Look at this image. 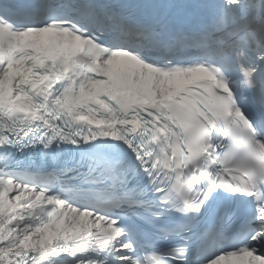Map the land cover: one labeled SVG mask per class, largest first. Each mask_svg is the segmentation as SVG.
Instances as JSON below:
<instances>
[{
    "label": "snow or ice",
    "instance_id": "1",
    "mask_svg": "<svg viewBox=\"0 0 264 264\" xmlns=\"http://www.w3.org/2000/svg\"><path fill=\"white\" fill-rule=\"evenodd\" d=\"M0 0V264H264V0Z\"/></svg>",
    "mask_w": 264,
    "mask_h": 264
}]
</instances>
